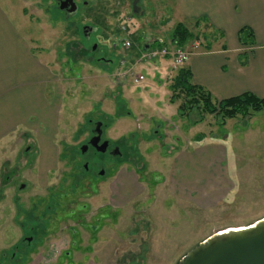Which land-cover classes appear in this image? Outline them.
<instances>
[{"label":"rangeland","instance_id":"1","mask_svg":"<svg viewBox=\"0 0 264 264\" xmlns=\"http://www.w3.org/2000/svg\"><path fill=\"white\" fill-rule=\"evenodd\" d=\"M76 1L77 15L66 18L53 0H0L37 56L53 65L62 103L52 137L19 130L0 141V264H179L212 234L263 219L264 113L222 126L209 115L195 123L201 113L181 116L180 99L171 101V57L149 61L137 53L153 36L171 50L174 0H139L138 16L133 0ZM83 24L95 27L88 42L98 45L94 55H80L78 45L89 48ZM196 32L183 48L188 54L227 43L203 23ZM115 35L130 47L107 49ZM100 49L110 63H97ZM130 68L144 79L135 83L125 74ZM89 119L105 122V136L130 155L97 156L104 177L83 174L71 160ZM213 139L216 148L204 144V154L179 160ZM90 154L79 158L92 161ZM209 179L214 187L202 191ZM37 221L43 225L35 233Z\"/></svg>","mask_w":264,"mask_h":264},{"label":"crops","instance_id":"2","mask_svg":"<svg viewBox=\"0 0 264 264\" xmlns=\"http://www.w3.org/2000/svg\"><path fill=\"white\" fill-rule=\"evenodd\" d=\"M174 3L178 22L205 18L209 32L217 30L223 32V38L228 36L227 43L223 40L221 45L191 50L184 65L191 70L192 82L204 87L215 101L244 92L264 97V0ZM243 26L252 29L254 44H240L237 32ZM52 67L45 58L37 56L31 40L17 31L0 4V141L19 130L39 140L54 135L62 103ZM223 137L226 140L229 136L224 132ZM217 142L218 139L198 142L192 154L184 151L179 160L184 162L197 153L204 154L200 153L204 144L216 148ZM203 185L202 191H210L215 182L211 184L209 179L207 186ZM199 191L193 189L191 194Z\"/></svg>","mask_w":264,"mask_h":264},{"label":"trees","instance_id":"3","mask_svg":"<svg viewBox=\"0 0 264 264\" xmlns=\"http://www.w3.org/2000/svg\"><path fill=\"white\" fill-rule=\"evenodd\" d=\"M201 23L204 24L206 29L209 27L205 18L177 22L171 31V42L180 48L194 42L199 36L196 30ZM215 32H218L219 37L223 38L221 31H211L212 34ZM237 37L242 45L254 44V33L247 26H243L238 30ZM210 47L212 46L208 42L204 46L205 49ZM171 90V101L180 99L178 112L181 116H189L193 111L201 113L202 116L199 120L194 121L195 123L205 121V115H209L213 118H220L218 121L219 125L222 126L228 119L250 118L256 113H264V97H258L251 92H244L240 95L215 101L204 87L192 82L191 70L184 64L177 67L176 75L172 79ZM32 217L31 219L35 221ZM42 225L43 223L39 221L35 223L37 227H42Z\"/></svg>","mask_w":264,"mask_h":264},{"label":"water","instance_id":"4","mask_svg":"<svg viewBox=\"0 0 264 264\" xmlns=\"http://www.w3.org/2000/svg\"><path fill=\"white\" fill-rule=\"evenodd\" d=\"M134 4L135 1L133 13L138 16L140 7L135 8ZM60 8L71 17L76 13L77 5L74 0H63ZM93 30L90 26L83 27L85 35ZM100 125L97 123L98 132ZM106 144L104 142L98 150L104 151ZM179 264H264V218L247 226L212 234L190 250Z\"/></svg>","mask_w":264,"mask_h":264},{"label":"flooded vegetation","instance_id":"5","mask_svg":"<svg viewBox=\"0 0 264 264\" xmlns=\"http://www.w3.org/2000/svg\"><path fill=\"white\" fill-rule=\"evenodd\" d=\"M63 0H53V2L55 3V6L57 8L58 11H60L66 18L68 17V13L65 10H61V3ZM135 1L134 7H139V0H133ZM132 1V3H133ZM74 2L77 5V10L76 13L71 16V17H75L79 11V5L78 2L76 0H74ZM137 2V3H136ZM85 4V1L83 2ZM133 6V5H132ZM141 8V7H140ZM133 11V9H132ZM68 17V18H71ZM85 26H90L93 29H95L93 24H83L81 26V31H82V38H84V40H86V42H90L91 40V36L92 34L95 32V30H93L92 33H90L89 35H85L83 32V27ZM124 27L123 30H126L125 27L127 28V26L125 25H121V28ZM120 28V27H119ZM116 38V40H115ZM118 38V40H117ZM127 38L122 35V37L118 36H113L111 37V39H107V49H109L110 51H117L119 49H124L122 47V42L123 40ZM159 38L158 37H154V40L151 43H147L144 42L141 47V45H137V53H139L142 51H147L151 48L157 47V46H165L161 43V41L159 42ZM89 44V48L87 49L86 46H79V50L83 51V53L80 52V55L86 54V51L88 50V52H91L92 55H94V53H96L97 49H98V45L93 43H88ZM128 49V48H127ZM107 50H103L100 49V54L98 56H96V61L97 63H104V64H108L111 62V59L106 55ZM90 54V55H91ZM82 56V55H81ZM97 123H101L99 129L100 132H98V128H97ZM88 124H89V130H88V134L85 136V138L75 147H73V150H71V160L73 162H77L78 164V168L79 170L83 171V174H88V173H94V175L96 176H100V177H104L106 175V170L105 168H103L101 166V164H99L98 160L96 159L97 156H103V155H109L113 158H121V159H129L130 155L127 153H123L121 146L122 144L118 143V142H112L111 139H109L108 137L105 136L104 131L106 129V124L105 122L103 123L101 120L95 119V120H88ZM154 132H157L156 130ZM160 136V135H158ZM97 139V140H96ZM107 142L105 150L104 151H100L98 150L99 147H101V145ZM94 154L96 157L93 158L92 161H88V160H82L81 158H79V156L83 157H87L88 154ZM90 154V156H91ZM117 172V168L116 171ZM82 174V173H81ZM114 174V173H113ZM40 227L35 226V233L40 232L39 231ZM98 229H95V231H97ZM72 232L75 233V231L72 230ZM32 237V236H31ZM30 237V238H31ZM29 240V238H28ZM74 244V243H73ZM65 254H67L65 252Z\"/></svg>","mask_w":264,"mask_h":264},{"label":"built area","instance_id":"6","mask_svg":"<svg viewBox=\"0 0 264 264\" xmlns=\"http://www.w3.org/2000/svg\"><path fill=\"white\" fill-rule=\"evenodd\" d=\"M122 29H124V27H122ZM122 47L124 49L129 48L130 42L128 40L124 39L122 42ZM166 56H170L173 63L177 67H179V66H182L183 64H185L187 62L189 54L183 48H180V47L174 46L170 50L166 46H157V47L151 48L147 51H142V52H140V55H139V57L141 59L149 60V61L154 60L156 58L166 57ZM133 68H130L127 71H125V74L126 73L129 74V76L132 78V80L135 83H138V82L142 81L144 79V77L141 74L134 75L132 73Z\"/></svg>","mask_w":264,"mask_h":264}]
</instances>
